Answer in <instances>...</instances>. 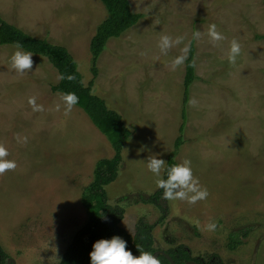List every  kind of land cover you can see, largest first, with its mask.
I'll use <instances>...</instances> for the list:
<instances>
[{"label":"rangeland","instance_id":"obj_1","mask_svg":"<svg viewBox=\"0 0 264 264\" xmlns=\"http://www.w3.org/2000/svg\"><path fill=\"white\" fill-rule=\"evenodd\" d=\"M130 3L144 16L108 41L93 85L131 130L118 176L106 186L109 202L125 207L121 225L129 233L140 218L151 223L160 250L184 244L193 255L217 254L224 264H264V40L255 38L264 33L263 0ZM107 13L101 0H0L8 22L67 47L86 85L93 78L90 41ZM213 23L223 40L208 37ZM197 29V78L176 159L191 160L208 196L195 204L163 199L167 213L160 221V208L142 199L158 189L146 159L156 154L166 163L174 150L185 61L175 68L171 61L189 49ZM161 35L184 40L165 55L157 47ZM233 39L241 54L230 65ZM13 51L14 45L0 44V143L16 161L0 175V244L16 264H58L87 221L81 199L96 164L114 150L81 107L64 114L62 93L52 90L60 74L46 56L33 54L32 68L19 74L10 65ZM29 97L43 110L34 111ZM210 221L215 231L206 229Z\"/></svg>","mask_w":264,"mask_h":264},{"label":"trees","instance_id":"obj_2","mask_svg":"<svg viewBox=\"0 0 264 264\" xmlns=\"http://www.w3.org/2000/svg\"><path fill=\"white\" fill-rule=\"evenodd\" d=\"M107 9V17L100 22L95 34L90 41L91 71L93 78L86 85L78 70L77 62L67 47L53 43L46 38L36 37L17 25L8 22L0 14V44H19L24 51H30L35 55H43L59 71L60 80L52 85V90L66 93L74 92L78 96V105L90 117L95 126L106 135L110 141L114 155L111 158H102L96 164L93 180L82 193V204L88 214L87 221L76 233L58 264H89V252L92 250L94 241L100 238H110L119 235L127 241V248L133 254L138 253L137 247L142 250L155 253L153 235L154 226L145 218H140L136 224L134 234L129 233L122 225L125 207L118 202H109L106 186L116 180L119 167L123 160V147L131 136V130L123 121L120 113L110 109L106 101L93 92L95 78L98 75L97 63L100 55L111 38L120 37L126 30L136 25L144 16L143 13L133 12L130 0H101ZM264 3V0H263ZM256 39L264 40V33L255 35ZM197 78L196 74V46L194 39L191 40L187 59L185 60V75L183 81V105L182 123L179 127V136L175 140V147L168 156L163 176L166 178V168L177 163V153L182 146L187 121L186 105L190 96V87ZM162 189L144 196L143 202L155 204L162 211L160 221L167 213V207L162 204ZM238 238L232 235L229 246L234 248ZM174 259L175 264H185L193 261L195 264H224L220 256L212 254L209 257L195 256L184 244H178L165 250ZM0 264H7L10 255L0 244ZM160 264H171L164 256L157 257Z\"/></svg>","mask_w":264,"mask_h":264},{"label":"clouds","instance_id":"obj_3","mask_svg":"<svg viewBox=\"0 0 264 264\" xmlns=\"http://www.w3.org/2000/svg\"><path fill=\"white\" fill-rule=\"evenodd\" d=\"M207 35L212 42L224 39L221 32L217 31L216 24H209ZM201 32L199 29L193 31L192 38L199 40ZM183 35H178L174 39L169 35H161L157 44L160 52L167 55L168 50L176 44L182 43ZM188 47L185 45L181 49V55L175 56L171 63L175 68L182 65L187 59L186 53ZM241 54V46L236 39L230 43L227 59L230 65L237 62V58ZM32 52L24 51L22 47L15 45V51L10 56V65L19 74H24L32 68ZM61 100L64 104V114L68 115L73 106L78 103V96L74 92H66L61 94ZM29 105L34 111L43 110L41 105H37L34 97H29ZM190 104L194 101L190 100ZM59 108V105H57ZM8 147L4 143H0V175L6 171L16 168V161L10 159ZM147 169L155 177V184L158 189H162V198L170 201L181 200L188 204H195L197 201L205 200L208 196V190L203 187L199 179L193 175L192 162L190 159H183L177 163H173L166 168V178L161 175L165 169V160L153 154L146 159ZM208 231H215L217 224L210 221L205 225ZM138 255H134L132 250L127 248V241L119 235H113L110 238H100L92 244V250L89 252V264H160L157 255L150 251L142 250L137 247Z\"/></svg>","mask_w":264,"mask_h":264},{"label":"water","instance_id":"obj_4","mask_svg":"<svg viewBox=\"0 0 264 264\" xmlns=\"http://www.w3.org/2000/svg\"><path fill=\"white\" fill-rule=\"evenodd\" d=\"M154 254L157 255V257L159 255H164L171 262V264H175L174 259L165 250H157ZM134 255H138V253H135ZM0 259H1V256H0ZM7 264H16V262L13 258H9ZM185 264H195V263L193 261H189Z\"/></svg>","mask_w":264,"mask_h":264},{"label":"crops","instance_id":"obj_5","mask_svg":"<svg viewBox=\"0 0 264 264\" xmlns=\"http://www.w3.org/2000/svg\"><path fill=\"white\" fill-rule=\"evenodd\" d=\"M183 81H184V79H183ZM87 114V113H86ZM88 115V114H87ZM180 127V126H179ZM179 130V129H178ZM166 164V163H165Z\"/></svg>","mask_w":264,"mask_h":264}]
</instances>
